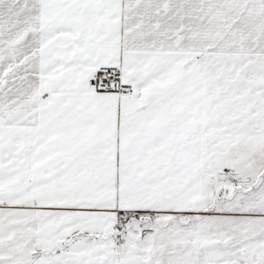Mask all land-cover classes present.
Listing matches in <instances>:
<instances>
[{
	"label": "snow or ice",
	"instance_id": "obj_1",
	"mask_svg": "<svg viewBox=\"0 0 264 264\" xmlns=\"http://www.w3.org/2000/svg\"><path fill=\"white\" fill-rule=\"evenodd\" d=\"M0 264H264V0H0Z\"/></svg>",
	"mask_w": 264,
	"mask_h": 264
}]
</instances>
